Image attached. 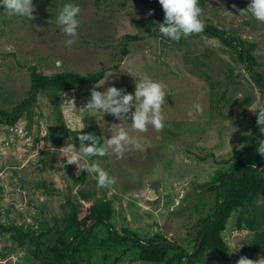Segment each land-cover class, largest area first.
<instances>
[{
  "label": "rangeland",
  "instance_id": "374dc122",
  "mask_svg": "<svg viewBox=\"0 0 264 264\" xmlns=\"http://www.w3.org/2000/svg\"><path fill=\"white\" fill-rule=\"evenodd\" d=\"M66 3L80 7L78 36L71 46L65 44L70 37L57 25ZM248 3L199 0L201 19L226 37L248 41L252 69L264 78V23L251 14L239 16L232 8L235 4L244 9ZM33 4L32 21L9 18L0 7V110L11 112L29 99L14 122H0V264H58L61 240L71 237L65 227L69 225L70 231L87 227L94 215L105 217L108 226L104 222L91 226L73 264H164L174 253L170 249L158 262L140 260V249L131 239L116 240L109 230L123 234L130 229L142 240L161 235L191 250L202 218L214 210L220 176L238 171L242 160L256 163L257 138H264L256 125L258 110L264 108V90L240 51L206 27L178 42L162 36L147 0H33ZM125 33L134 37L125 40ZM57 60L62 61L59 68ZM100 69L97 80L66 91L31 85L32 70L89 75ZM144 74L166 85L161 131L149 125L140 133L131 128L130 119L81 113L94 85L99 86L97 91L115 86L134 93L135 81ZM194 103L201 104L203 113L189 116ZM81 122L82 134L94 133L101 144L110 138L107 130L112 124L119 123L141 144L140 150H126L122 159L110 152L81 161L99 162L109 171L116 178L110 188L98 187L94 173L82 171L77 176L76 165L60 164L66 163L60 148L67 143L79 148ZM246 208L231 210L224 222L221 236L227 256L207 249L191 264H235L242 256L264 257L245 247L253 234L245 216L264 209V193ZM170 264L188 263L182 257Z\"/></svg>",
  "mask_w": 264,
  "mask_h": 264
},
{
  "label": "clouds",
  "instance_id": "9594fccd",
  "mask_svg": "<svg viewBox=\"0 0 264 264\" xmlns=\"http://www.w3.org/2000/svg\"><path fill=\"white\" fill-rule=\"evenodd\" d=\"M162 6L164 13L163 22L153 21L164 37L173 41H179L181 37L187 38L193 34H200L205 28V24L201 19L202 8L199 6V0H158ZM0 7H3L4 13L12 18L13 16L25 17L29 20H35L33 13L36 11L33 0H0ZM239 16H247L251 14L257 21L264 23V0H250L244 9L237 8L232 5ZM229 15L231 12L225 11ZM80 13V7L72 3H66L62 7L57 16V25L62 33L69 39L65 40L67 46L75 43L78 36L77 29L80 21L77 19ZM153 11L150 10L148 15L151 16ZM62 61H56V67H61ZM105 83V82H104ZM99 86L94 85L90 89V98L80 107L81 113L88 112L93 115L102 113L112 115L115 119L121 121L131 120V128L136 132L144 133L148 131L151 125L156 131H161L164 127V116L162 115V107L166 100V85L162 82L153 80L148 74H144L142 78L135 81L134 93H128L124 88L109 86L105 91H97ZM66 96L64 95L62 97ZM72 103L73 100L65 99ZM134 109V111H133ZM193 112L202 114L203 107L199 103H194L188 115L192 116ZM256 125L261 134H264V108L258 110ZM85 128L83 123L80 124V134L77 136L79 140V148L67 143L65 147L60 148L66 163L61 165H76V175L79 176L82 171L89 174H96L97 186L100 188H110L116 184V178L110 175L99 162H81L85 158L99 156L103 157L110 152L117 159H122L125 151L129 149L140 150L141 144L137 137L129 134L123 126L112 124L107 130L110 138H106L104 143H100V139L94 133L82 134ZM257 153L264 157V138H257ZM252 168L256 169L257 165L253 163ZM260 170L264 171V168ZM235 264H264V257L256 260L240 257Z\"/></svg>",
  "mask_w": 264,
  "mask_h": 264
},
{
  "label": "trees",
  "instance_id": "16d2710c",
  "mask_svg": "<svg viewBox=\"0 0 264 264\" xmlns=\"http://www.w3.org/2000/svg\"><path fill=\"white\" fill-rule=\"evenodd\" d=\"M152 7L156 21L163 22L164 13L162 7H160L157 0H147ZM206 30L211 34L218 36L219 39L237 47L240 51V58L246 63L247 68L250 70L252 78L256 80L258 85L264 90V78L259 71L252 69L254 59L249 52L251 44L241 39H234L224 36V32L208 24L205 26ZM163 36V35H162ZM134 34L125 33V40L132 39ZM103 70L100 69L95 73L89 75H80L75 72H55L52 74H42L32 70L30 72L31 85L35 89L40 87H53L56 90L66 91L72 89L75 85H79L83 82H91L101 77ZM29 99H24L16 106L13 107L11 112L0 110V122L12 123L17 119L20 111L26 106ZM256 169L252 168L250 161H241L239 170L236 172L226 173L220 176L216 195L215 206L212 213L205 216L201 220V224L198 230L196 241L191 250L186 249L181 244L175 241H169L161 235L155 237L140 239L132 230L126 229L123 234H118L113 230L111 236L118 240L123 238H129L133 244L139 247L138 258L147 262H158L168 253L170 249L174 250V253L169 256L164 264H170L174 259L184 258L186 263L191 264L200 258L202 253L207 249L216 251L219 255L226 257L228 246L221 236V231L224 230V222L228 213L236 208L247 210L248 205H252L253 198L258 193H264V171L260 170L264 168L262 165L263 157L256 151ZM257 215L250 214L245 216L248 225L253 228L252 236L247 240L245 247L264 253V209L257 208ZM240 216L236 218L237 226H239ZM71 222L74 218L71 217ZM104 222L106 226L108 223L105 217L102 215L91 216V224L84 228L75 226L73 231L69 230V225L65 227L66 233H71L70 239H63L60 243V249L57 250L56 256L58 264H73V255L76 253L78 247L83 242L88 234L91 226L95 223ZM69 246V247H68Z\"/></svg>",
  "mask_w": 264,
  "mask_h": 264
},
{
  "label": "water",
  "instance_id": "95a60500",
  "mask_svg": "<svg viewBox=\"0 0 264 264\" xmlns=\"http://www.w3.org/2000/svg\"><path fill=\"white\" fill-rule=\"evenodd\" d=\"M257 167H259V165ZM152 195H153V192H152V190H150L149 191V196H152Z\"/></svg>",
  "mask_w": 264,
  "mask_h": 264
}]
</instances>
